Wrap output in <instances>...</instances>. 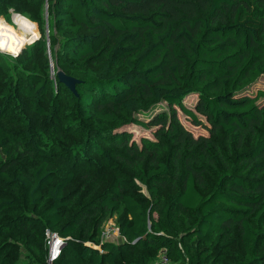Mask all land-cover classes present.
I'll return each mask as SVG.
<instances>
[{
  "label": "trees",
  "instance_id": "16d2710c",
  "mask_svg": "<svg viewBox=\"0 0 264 264\" xmlns=\"http://www.w3.org/2000/svg\"><path fill=\"white\" fill-rule=\"evenodd\" d=\"M19 1L43 4L54 33L30 16L22 66L0 55V264H45L46 230L64 240L51 264H149L159 248L181 260L189 239V264H264V88L246 91L264 82V0ZM111 217L122 240L99 242Z\"/></svg>",
  "mask_w": 264,
  "mask_h": 264
},
{
  "label": "rangeland",
  "instance_id": "374dc122",
  "mask_svg": "<svg viewBox=\"0 0 264 264\" xmlns=\"http://www.w3.org/2000/svg\"><path fill=\"white\" fill-rule=\"evenodd\" d=\"M3 2L9 3V2H14L17 5H20L25 12L21 15L15 11H13L12 8H7L5 9L2 13H0V27H7V30L12 32H15L16 30V25L14 24L12 17L13 15H15L16 13L19 16H22L24 18H26L28 20V17H38L40 18L41 22H42V30H43V34L44 36L48 33V31H51L54 33V30L48 27V23L49 22V17L47 15H45V10H44V5L40 4L38 6H30L22 4L21 1L19 0H3ZM33 27H34V31L36 32L35 34V38L30 39L29 41L25 42L22 46H19L20 48L17 49H13V50H6L3 47L0 46V55L4 58V60L10 64L13 63L15 65H20V61L24 60V58L26 57V53H27V49L31 46V44L39 37V32L37 30V27L35 25V23L32 22V20H29ZM49 48L47 47V43H45V48L42 51V56H44L49 62H50V56H49ZM38 61L41 60V57H37ZM24 69H26V67H23ZM51 76V73H49ZM260 88H264V82L262 80L257 81L254 85H252L249 89H247L246 91L248 92V94H253L254 91L256 89H260ZM18 101L21 102V107H22V114L28 118L27 122H28V127L29 130L32 132H36L41 134L40 138L41 140H43L44 142H46L47 145H45V147L51 148V146L54 143L53 139H50V137L47 134L48 131V124L44 123V121L42 120V118L36 116L35 114H33L29 108L28 105L26 103V99L22 96L19 95V97H17ZM260 101L264 102V99H261ZM182 103L187 106L188 108H192V103H193V97H186L183 99ZM160 109H166L165 106L163 104H157L156 108H153V111H158ZM176 115L178 120L180 121V123L186 128L188 129V131L194 136L197 134H204L205 132L198 126H192L190 125L187 121L184 120V118L182 117V115L176 111ZM141 117V116H140ZM143 118V117H142ZM125 131L129 132L130 134V139H132L133 141H135L136 143L138 142V139L140 137H145V138H151L150 135V131L149 130H143L140 127L137 126H125L123 128ZM65 137V136H64ZM69 138H72L71 135H68ZM98 147H103L102 143L97 141ZM3 160V158L0 155V162ZM76 162H74L75 167H74V171L78 174V171L81 169L84 170L86 167L83 166L82 164L78 163L79 160H75ZM129 187L131 189L132 192L139 194L141 197H143L144 199H148L147 193H146V189L144 186H140L139 184L135 183V185H131L129 184ZM0 188H1V184H0ZM163 191V190H162ZM161 191V192H162ZM164 192V191H163ZM175 210L171 209L169 211V214L173 213ZM113 217H111L110 219L113 221L112 219ZM151 218L155 219L156 215L155 213L151 214ZM148 228H149V222H148ZM178 234V233H177ZM177 234H174V240H178ZM114 242L119 243V239L114 238ZM178 246V248H180L181 253L184 256V260L185 262H187V264L190 263V255H188V253H186L187 251H189V253L194 252V244H193V240L189 239L188 241L184 242L183 244L179 242V244H175V251L178 252L179 250L176 249ZM184 246V247H183ZM185 246H188V249H184ZM185 251V254H184ZM192 254V253H191ZM171 258V256H170ZM172 259V258H171ZM189 262V263H188ZM17 264H19V262H17ZM20 264H23V261H21Z\"/></svg>",
  "mask_w": 264,
  "mask_h": 264
},
{
  "label": "built area",
  "instance_id": "2783aa9c",
  "mask_svg": "<svg viewBox=\"0 0 264 264\" xmlns=\"http://www.w3.org/2000/svg\"><path fill=\"white\" fill-rule=\"evenodd\" d=\"M99 242H114V238L122 240L118 235L117 227L111 219L105 220L99 231ZM64 240L54 231H45L44 234V246H45V264H51V262L58 256L61 246L63 245ZM116 243V242H114ZM179 250L180 256L183 258L181 260H172L165 248H159L154 255L153 260L149 264H186L184 256Z\"/></svg>",
  "mask_w": 264,
  "mask_h": 264
},
{
  "label": "bare ground",
  "instance_id": "6f19581e",
  "mask_svg": "<svg viewBox=\"0 0 264 264\" xmlns=\"http://www.w3.org/2000/svg\"><path fill=\"white\" fill-rule=\"evenodd\" d=\"M12 20L16 25L15 32H10L7 27H0V46L6 50H13L20 48L25 42L35 38L36 32L32 23L26 18L13 15ZM22 44V45H21Z\"/></svg>",
  "mask_w": 264,
  "mask_h": 264
},
{
  "label": "water",
  "instance_id": "95a60500",
  "mask_svg": "<svg viewBox=\"0 0 264 264\" xmlns=\"http://www.w3.org/2000/svg\"><path fill=\"white\" fill-rule=\"evenodd\" d=\"M56 78L57 80L63 84L69 91L74 92V85L76 84V81L69 77L64 75L62 72L57 71L56 72Z\"/></svg>",
  "mask_w": 264,
  "mask_h": 264
}]
</instances>
